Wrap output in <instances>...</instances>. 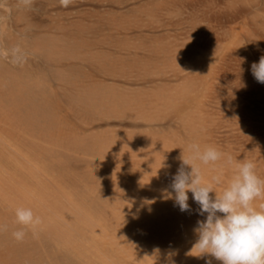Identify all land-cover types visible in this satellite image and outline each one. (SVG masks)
<instances>
[{
  "label": "rangeland",
  "instance_id": "1",
  "mask_svg": "<svg viewBox=\"0 0 264 264\" xmlns=\"http://www.w3.org/2000/svg\"><path fill=\"white\" fill-rule=\"evenodd\" d=\"M111 1L0 0V264H221L188 254L205 218L192 193L187 212L169 198L182 149L232 157L196 161L204 182L223 172L217 194L245 159L264 179V84L251 71L264 0H180L167 17L161 0L141 1L154 3L144 13ZM20 207L42 223H16Z\"/></svg>",
  "mask_w": 264,
  "mask_h": 264
},
{
  "label": "clouds",
  "instance_id": "2",
  "mask_svg": "<svg viewBox=\"0 0 264 264\" xmlns=\"http://www.w3.org/2000/svg\"><path fill=\"white\" fill-rule=\"evenodd\" d=\"M22 2L30 5L32 0ZM58 3L68 8L73 0H58ZM10 55L14 64L25 60L19 47L13 48ZM251 71L256 81L264 84V55L258 63L251 65ZM187 150L189 155L185 156L182 149L180 167L172 178L174 197L170 193L169 198L174 199L182 212H187L190 211L188 193L191 192L193 200L199 205L198 214L205 217L198 220L193 229L197 239L188 254L211 256L221 264H264V204L260 205V210L253 206L257 199H264V179L256 174V164L247 159L237 163L228 186L217 194L214 185L221 183L223 172L204 182L196 161L207 165L226 158V162L231 164L232 157L211 146L201 150L200 145L195 143L189 144ZM213 192L214 198L210 196ZM15 217L16 223L24 228H35L42 223L31 208H17ZM5 230L6 226L0 224V232ZM25 235L23 228L12 233L17 241H22ZM206 264H211V260Z\"/></svg>",
  "mask_w": 264,
  "mask_h": 264
},
{
  "label": "bare ground",
  "instance_id": "3",
  "mask_svg": "<svg viewBox=\"0 0 264 264\" xmlns=\"http://www.w3.org/2000/svg\"><path fill=\"white\" fill-rule=\"evenodd\" d=\"M112 1H113V0H112ZM112 1H111V2H112ZM129 1H130V0H127V1L125 0V2H129ZM134 1L137 2V5H136L135 7H133V8H131V9H129L128 11H133V10H134L135 12H139V11L142 12V11H143L142 13H144V12H146V11H145L146 9H144V8H146L147 6H151V5L154 4V3L150 4L151 1L149 2V5L145 4L144 2H143V3L141 2V1H144V0H134ZM138 1H139V2H138ZM147 1H148V0H147ZM179 1H180V0H161V2H162L161 4H162V6L164 7V10H165L164 14H166V12H167V14L169 13L168 10H170V6H172L171 4H176V5H178ZM154 2H155V1H154ZM113 3H115V1H113ZM115 4H116V5L119 4V5L122 6V5L124 4V2H120V3L117 2V3H115ZM121 6H120V7H121ZM182 7H183V5H182ZM177 8H178V6H177ZM143 9H144V10H143ZM174 9H175V8H172V10H174ZM184 9H185V8H184ZM14 10H15V9H14ZM134 11H133V12H134ZM175 11H176V12H177V11L179 12L180 9H176V10H174V12H175ZM181 11H182V9H181ZM181 11H180V12H181ZM133 12H132V13H133ZM180 12H179V13H180ZM129 13H131V12H129ZM162 13H163V12H162ZM111 14H112V13H111ZM146 14H147V13H145V15H146ZM167 14H166V17L171 15L170 13H169L170 15H169V14L167 15ZM174 14H175V16H177L176 13H174ZM172 15H173V14H172ZM135 17H136V16H135ZM67 18H68V17H67ZM140 19H141V18H140ZM167 19H170V18H167ZM182 19H183V18H182ZM105 20H106V19H105ZM85 23H86V22H85ZM4 24H6V23H4ZM91 24H92V23H91ZM59 25H61V24H59ZM19 28H20V27H19ZM34 28H35V27H34ZM19 30H20V29H19ZM58 30H59V29H58ZM19 32H20V31H19ZM118 34H119V33H118ZM11 37H13V36H11ZM129 37H130V36H129ZM0 38H1V37H0ZM2 38H3V37H2ZM8 38H9V37H8ZM15 38H16V36L13 37L12 40L15 39ZM134 38H136V37H134ZM151 42H152V41H151ZM153 42H155V41H153ZM10 43H11V42H10ZM41 46H42V45H41ZM108 55H109V54H108ZM199 56H200V55H199ZM103 58H105V57H103ZM199 58H200V57H199ZM110 66H111V65H110ZM113 66H114V65H113ZM115 66H116V65H115ZM17 72H18V71H17ZM10 73H11V72H10ZM15 73H16V72H15ZM20 73H21V72H20ZM20 75H21V74H20ZM9 76H10V74H8V76H6V77H9ZM16 77H18V79L20 78L19 76H16ZM4 78H5V75H4ZM13 78H14V77H12L11 79H13ZM6 79H7V78H6ZM9 79H10V78H9ZM14 79H15V78H14ZM16 79H17V78H16ZM4 81H7V80H3L2 82L4 83ZM8 81H10V80H8ZM14 81H15V80H14ZM14 81H13V83H14ZM7 83L9 84V83H12V82H7ZM17 83L19 84V80H18ZM0 84H1V83H0ZM5 84H6V82H5ZM3 85H4V84H3ZM3 85H2V86H3ZM6 85H7V84H6ZM15 85H16V84H15ZM15 85H14V86H15ZM10 86H11V84H10ZM16 86H17V85H16ZM6 87H7V86H6ZM8 87H9V86H8ZM12 87H13V86H12ZM12 87H10V88L12 89ZM3 88H4V87H3ZM4 89H5V88H4ZM7 89H8V88H7ZM11 89H10V90H11ZM13 89H15V87H14ZM15 90H17V89H15ZM11 92H12V90H11ZM17 92H18V91H17ZM19 92H20V91H19ZM111 92H112V91H111ZM118 92H119V91H118ZM3 93H4V92H3ZM15 93H16V92H15ZM15 93L13 92V94H14L13 97H15ZM100 93H101V92H100ZM9 94H10V92L8 93V95H9ZM16 94H17V93H16ZM20 94H21V92L19 93V95H20ZM11 95H12V94H11ZM17 95H18V94H17ZM107 96H108V95H107ZM19 97H20V96H19ZM11 98H12V97H11ZM15 98H16V100H18V99H17V96H16ZM1 99H2V98H1ZM3 99H4V98H3ZM30 99H31V96H30ZM14 100H15V99H14ZM3 101H4V100H3ZM5 101H6V100H5ZM5 101H4V103H5ZM20 101H21V98H20ZM9 102H10V101H9ZM130 102H131V101H130ZM6 103H8V102H6ZM10 103L12 104V101H11ZM13 103H14V102H13ZM15 103H16V102H15ZM17 103H19V102H17ZM126 103H127V102H126ZM135 103H136V102H135ZM163 103H164V102H163ZM5 105H6V104H4V106H5ZM157 105H158V104H157ZM0 106H2V105H0ZM9 106H10V105H9ZM14 106H15V105H14ZM14 106H13V108H14ZM16 106H17V105H16ZM5 107H7V106H5ZM5 107H4V108H5ZM11 107H12V106H11ZM1 108H3V107H1ZM1 108H0V109H1ZM134 108H135V107H134ZM7 109H9V107H8ZM119 109H120V108H119ZM174 109H176V108H174ZM10 110H11V109H10ZM15 110H17V108H16ZM165 110H166V109H165ZM5 111H6V110H5ZM3 112H4V111H3ZM3 112H2V114H3ZM8 112H10V111H8ZM17 112H18V111H17ZM34 112H35V111H34ZM36 112H37V111H36ZM161 112H162V111H161ZM161 112H160V113H161ZM5 114H6V112H5ZM7 114H8V113H7ZM7 114H6V115H7ZM6 115H5V116H6ZM3 116H4V115H3ZM9 116H10V115H9ZM0 118L2 119V116H0ZM10 118H11V117H10ZM7 119H9V118H7ZM4 120H6V119H4ZM4 120H3V121H4ZM10 120H12V118H11ZM10 120H9V123H12V121L10 122ZM16 120H17V118H16ZM153 121H154V120H153ZM5 122H6V121H5ZM15 122H17V121H15ZM9 123H8V124H9ZM18 124H19V123H18ZM181 124H182V123H181ZM16 125H17V123H16ZM16 125L14 124V127H15ZM8 126H9V125H8ZM19 126H20V125H19ZM19 126H16L15 129L18 128ZM11 129H12V128H11ZM192 129H193V128H192ZM12 130H13V129H12ZM15 131H17V130H15ZM188 131H189V130H188ZM132 132H133V131H132ZM154 132H155V131H154ZM1 133H2V132H1ZM10 133H11V132H10ZM13 133H14V132H13ZM14 135H15V134H14ZM141 135H142V134H141ZM130 137H131V136H130ZM133 137H134V136H133ZM4 139H6V138H4ZM2 141H4V140H2ZM135 141H137V140H135ZM137 142H138V141H137ZM134 143H135V142H134ZM136 145H137V144H136ZM15 146H16V145H15ZM16 147H17V146H16ZM16 147H14V148H16ZM0 151H1V150H0ZM15 151H16V150H15ZM15 151H14V152H15ZM2 153H3V152H2ZM5 153H6V152H5ZM144 153H145V152H144ZM0 154H1V152H0ZM153 154H154V153H153ZM3 155H5V154L3 153ZM6 155H8V154H6ZM8 156H10V155H8ZM8 156H7V157H8ZM177 156H178V155H177ZM4 159L7 161L6 158H4ZM9 159H11V158H9ZM5 160H4V161H5ZM8 161H9V160H8ZM173 162H174V161H173ZM170 172H171V171H170ZM2 173H3V172H2ZM165 176H166V175H165ZM1 236H2V235H1ZM3 236H5V234H4ZM8 237H9V236H8ZM1 238H2V237H1ZM5 238H6V237H5ZM5 238L3 237L2 239L5 240ZM0 241H1V239H0ZM11 242H12V241H11ZM9 244H10V242H9ZM13 247H15V246H13ZM16 248H17V246H16ZM17 249H18V248H17ZM16 252H17V251H16ZM88 253H89V252H88ZM17 255H18V254H17ZM17 257H18V256H17ZM17 257H15V258L17 259ZM15 258H14V259H15ZM26 261H27V259H26ZM26 261L23 260V262H25V263H26ZM0 262H1V261H0ZM2 262H3V261H2ZM14 262H15V261H13L12 264H14ZM25 263H23V264H25ZM2 264H4V263H2ZM5 264H7V263H5ZM10 264H11V263H10ZM15 264H16V263H15ZM26 264H28V262H27Z\"/></svg>",
  "mask_w": 264,
  "mask_h": 264
}]
</instances>
